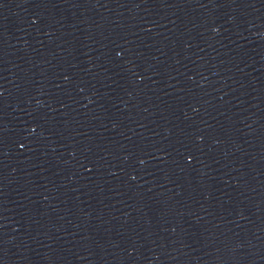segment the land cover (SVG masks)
Returning <instances> with one entry per match:
<instances>
[{"label":"water","instance_id":"water-1","mask_svg":"<svg viewBox=\"0 0 264 264\" xmlns=\"http://www.w3.org/2000/svg\"><path fill=\"white\" fill-rule=\"evenodd\" d=\"M0 264H264V0H0Z\"/></svg>","mask_w":264,"mask_h":264}]
</instances>
